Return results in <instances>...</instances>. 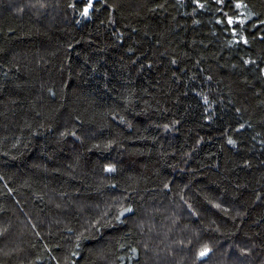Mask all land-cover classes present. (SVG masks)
Returning a JSON list of instances; mask_svg holds the SVG:
<instances>
[{"label": "trees", "instance_id": "trees-1", "mask_svg": "<svg viewBox=\"0 0 264 264\" xmlns=\"http://www.w3.org/2000/svg\"><path fill=\"white\" fill-rule=\"evenodd\" d=\"M0 264H264V0H0Z\"/></svg>", "mask_w": 264, "mask_h": 264}, {"label": "snow or ice", "instance_id": "snow-or-ice-1", "mask_svg": "<svg viewBox=\"0 0 264 264\" xmlns=\"http://www.w3.org/2000/svg\"><path fill=\"white\" fill-rule=\"evenodd\" d=\"M89 7H91V3H89ZM83 14L84 15H87L88 14V8H85L84 9ZM206 252H207V249H205V251L201 252L200 255L203 256V255H205Z\"/></svg>", "mask_w": 264, "mask_h": 264}]
</instances>
